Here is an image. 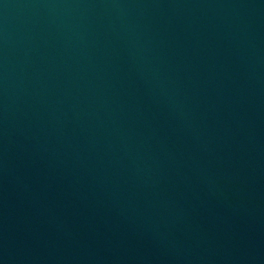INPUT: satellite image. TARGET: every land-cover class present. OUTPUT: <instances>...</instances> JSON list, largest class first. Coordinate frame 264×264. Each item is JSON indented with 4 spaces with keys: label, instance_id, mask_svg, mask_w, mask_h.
Here are the masks:
<instances>
[{
    "label": "water",
    "instance_id": "95a60500",
    "mask_svg": "<svg viewBox=\"0 0 264 264\" xmlns=\"http://www.w3.org/2000/svg\"><path fill=\"white\" fill-rule=\"evenodd\" d=\"M0 264H264V0H0Z\"/></svg>",
    "mask_w": 264,
    "mask_h": 264
}]
</instances>
